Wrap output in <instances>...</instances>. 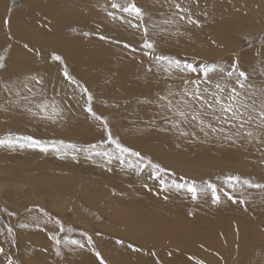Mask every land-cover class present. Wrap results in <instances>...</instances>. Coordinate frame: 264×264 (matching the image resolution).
I'll return each mask as SVG.
<instances>
[{"label":"rangeland","instance_id":"374dc122","mask_svg":"<svg viewBox=\"0 0 264 264\" xmlns=\"http://www.w3.org/2000/svg\"><path fill=\"white\" fill-rule=\"evenodd\" d=\"M104 2L107 0H0V55L7 60L6 70H0V85L7 81L11 86L25 76L39 74L44 78L45 91L31 99L36 103L54 99L64 109L55 122L33 116L26 110L25 101L16 103L15 93L9 94L0 86V136L11 132L81 146L106 139L104 129L85 113L79 90L64 79L62 66L51 61L50 53L55 50L64 57L72 76L92 92L94 110L108 119L113 135L146 157L143 171L137 174L116 160L108 164L100 157L88 159L82 153L73 160L51 149L44 153L39 149L0 147V228L11 224L15 230V243L6 239L5 231L0 234V246L20 264H98L87 246L69 251L62 245L64 256H55L48 233L59 231L54 223L59 219L65 227V232L59 233L61 237L84 239L81 233L87 232L108 264H187L193 256L194 262L199 257L205 264H264V193L249 189L244 193L247 203L233 204L221 192L224 202L212 205L210 192L198 193V199L192 200L183 190L161 189L147 164L150 159L167 169L161 174L166 182L183 178L198 185L216 183L227 190L222 181L229 174L264 182V146L247 140L234 144L224 138L231 134L228 131L212 133L205 127V135L199 122L190 117L174 126L165 121L181 118L162 107L165 101L142 103L156 100L171 89L177 95L169 99L177 104L183 87L181 74L168 75L154 66L148 71L150 60L142 51L132 52L124 49L123 43H113L121 37L139 48L140 34H133L119 20L109 21L100 7ZM215 2L221 10L219 15L212 7ZM137 3L149 13L152 23L167 30L158 38V51L189 61L196 58L224 64L236 52L244 70L251 73L256 68L252 76L255 87L264 85V66L260 63L264 59L260 55L264 51V0H201L200 9H206L209 15L201 18L199 28L183 21L165 25L163 21L171 12L167 4L156 0ZM252 8L256 11L251 12ZM149 27L150 31H159L151 29V23ZM100 34L110 39L102 41ZM212 40L216 41L214 46ZM25 43L32 51L23 47ZM166 43L172 48L165 47ZM216 79L219 77L213 76ZM34 90L39 93L38 88ZM28 106L36 111L34 105ZM193 107L199 106L194 103ZM204 118L207 124L210 117ZM129 195L135 196L137 206L130 205ZM8 212L16 215L9 217ZM45 212L53 218L46 225ZM153 218L162 221V225L155 222L159 226L172 223L177 233L147 234L146 229L154 226ZM20 223L30 226L19 228ZM68 228L74 231L68 232ZM118 239L124 244H117ZM165 241L174 242L176 247ZM128 243H135L141 251H131ZM0 264H6L2 254Z\"/></svg>","mask_w":264,"mask_h":264},{"label":"snow or ice","instance_id":"6c2138e0","mask_svg":"<svg viewBox=\"0 0 264 264\" xmlns=\"http://www.w3.org/2000/svg\"><path fill=\"white\" fill-rule=\"evenodd\" d=\"M156 2L167 4L169 9L172 10L169 18L163 21L165 25L179 24L183 21L188 25L199 28L202 25L201 18L209 15L206 9H200L201 0H156ZM100 7L109 21L115 22L119 20L123 25L133 30V34H140L139 39L141 44L139 48L135 47L131 41L117 39L113 43H123V48L126 50L130 49L132 52L142 51L144 56L150 60L151 66L148 71H151L152 66H154L157 71H163L168 75L181 74L183 87L178 93L181 99L177 104H173V101L169 99V97L177 95L171 89L167 90L166 95L158 96L156 100H144L141 101L142 103L165 101L166 103L162 107L173 111L175 115L181 118V121H165L166 123H173L174 126H177L182 121H188L190 117L192 121L199 122L201 126L200 130L205 132V135H207L205 127L212 133H225L228 131L231 134L225 135L224 138L234 144L240 140H247L248 143L256 142L264 146V85L259 89L255 87L252 82V76L256 70L253 68V72L251 73L244 70L238 53L233 52L227 64L202 61L196 58L189 61L188 59L166 55L158 51V38L167 30L156 23H152L151 16L143 7L138 6L137 0H107ZM197 9H200L199 12L196 11ZM4 23L8 24L9 20H5ZM150 23L151 29L159 28V31H150ZM84 35L87 36L90 33H84ZM99 39L106 41L110 37L100 34ZM211 43L215 45L216 41L212 40ZM23 47L28 51H32L27 43ZM260 55L264 56V51ZM50 59L62 66L61 72L64 79L79 90L80 95L84 98L82 107L85 113L93 121L98 122L99 126L104 129L106 139L102 140L99 144L81 146L75 143H66L64 140L47 141L31 135H16L9 132L0 136V147L9 149L17 147L21 149H39L44 153H47L51 149L58 156L62 158L70 156L73 160H76L78 154L82 153L88 159H93L94 156L100 157L108 164L116 160L119 165L134 169L137 174L141 173L145 166L143 162L146 160V157L139 151L125 146L118 137L113 135L108 119L103 114H98L94 110V95L89 91L88 87L72 76L64 57L53 50L50 53ZM260 63L264 66V59ZM6 68V57L5 55H0V70H6ZM193 74H195L194 78ZM213 76H218L219 79L213 80ZM0 86L9 94L15 93L17 97L16 103L25 101L24 106L26 110L33 116H43V118L55 122L57 117L64 111L54 99H44L39 103L31 99V97H35L38 94L43 95L45 91L44 78L39 74L25 76L23 80L13 82L11 86L5 81ZM34 88H38L39 93ZM210 88L212 89L211 91L209 90ZM22 92H27L28 95H22ZM74 95L75 92L73 93ZM194 103L198 104L199 107H193ZM29 104L34 105L36 111H33V108L28 106ZM0 107L3 106L0 105ZM206 115L210 117V121L207 124L204 118ZM211 121H216L221 125L227 124L230 128L226 130L224 127H217ZM181 134L188 135L186 132H182ZM262 163H264V160H262ZM147 164L151 167L150 176L159 180L161 189L165 191L175 189L177 192L183 190L185 194L191 195L192 200L198 199V193L208 194L210 192L212 205H219L224 202L220 195L221 192L223 193V197H226L227 201L233 204L247 203L248 198L245 197L244 193L249 189H258L264 193V182H257L251 178H243L240 175L232 174L225 176L222 181L227 190H225V187H219L216 183L207 182L198 185L195 180L183 178H180V181L173 178L170 182H166L165 179L161 178V174L166 173L167 169L157 163H153L150 159L147 160ZM111 170L109 168V171ZM144 187H148V185L145 184ZM238 190L239 195H235ZM164 198L167 199L168 197L165 196ZM7 215L11 217L16 215V213L8 212ZM189 215H192V213L189 212ZM44 216L46 218L44 221L45 225L53 219L47 212L44 213ZM34 222L37 228L41 227L40 222L36 218H34ZM54 223L58 226L59 231L49 232L48 239L53 242L52 248L54 249L55 256H64L62 245L69 251H75L76 248L84 249L87 246L88 250L95 255L98 264H108L101 252L97 251L93 236L87 232H82L81 236L84 239H70L66 235L61 237L59 233L65 232L64 224L59 219H56ZM29 226L28 223H20L18 225L19 228H28ZM5 231L6 239H10L11 243H15L14 226L8 224L4 228H0V234H3ZM67 231L72 232L74 229L68 228ZM95 235L99 236L100 233L97 232ZM235 235L237 238L239 237V227L235 229ZM116 243L123 245L124 241L118 239ZM126 247L133 252L138 253L141 251V247H137L135 243H128ZM47 250L44 249V251ZM0 254L5 256L6 264H20V261L9 256L2 246H0ZM149 255L156 256L157 254L149 252ZM194 259V257H189L190 261ZM156 264H159V262L157 261ZM195 264H205V261L196 259Z\"/></svg>","mask_w":264,"mask_h":264},{"label":"bare ground","instance_id":"6f19581e","mask_svg":"<svg viewBox=\"0 0 264 264\" xmlns=\"http://www.w3.org/2000/svg\"><path fill=\"white\" fill-rule=\"evenodd\" d=\"M104 1H105V0H104ZM202 2H203V1H202ZM246 2H247V1H246ZM104 3H105V2H104ZM217 4H218V3L215 2V5L212 6V7L217 6ZM248 4H249V3H248ZM209 6H210V4H209ZM156 8H158V7H156ZM159 8H160V7H159ZM159 8H158V9H159ZM165 8H166V7H165ZM237 8H238V7H237ZM158 9H157V10H158ZM227 9H228V8H227ZM167 10H168V8H167ZM214 10L216 11L217 15H219V14L221 13V10H219V9L216 8V7L214 8ZM225 10H226V9H225ZM251 10H252L251 12L256 11V9H254V8H252ZM165 11H166V10H165ZM171 11H172V10H171ZM156 12H157V11H156ZM209 12H210V11H209ZM153 13H154V12H153ZM161 13H162V11H161ZM161 13H160V14H161ZM169 13H170V12H169ZM102 14H103V13H102ZM253 14H255V13H253ZM103 15H104V14H103ZM163 15H165V14H163ZM230 15H231V14H230ZM104 17H105V16H104ZM166 17H167V16H166ZM166 17H165V18H166ZM224 17H225V16H224ZM157 18H158V17H157ZM153 19L156 20L155 16H154ZM220 19H222V18H220ZM105 20H107V19H105ZM153 22H155V21H153ZM110 24H111V23H110ZM117 24H118V23H117ZM79 25H80V24H79ZM119 26H120V25H119ZM92 28H93V27H92ZM90 29H91V28H90ZM107 29H108V28H107ZM115 29H116V28H115ZM118 29H119V28H118ZM120 29H121V28H120ZM129 29H130V28H129ZM103 30H105V29H103ZM108 30H109V29H108ZM113 30H114V29H113ZM121 30H122V29H121ZM77 31H79L78 28H77ZM111 31H112V30H111ZM106 32H108V31H106ZM78 33H79V32H78ZM114 33H115V32H114ZM129 33H130V32H129ZM129 35H130V34H129ZM120 36H121V35H120ZM79 39H80V38H79ZM119 39L123 40L124 38H121V37H120ZM125 39L127 40L128 38H125ZM82 40H83V39H82ZM115 40H116V39H115ZM111 41H112V40H111ZM80 42H81V41H80ZM78 43H79V42H78ZM162 44H163V43H162ZM79 46H81V45L79 44ZM213 46H214V45H213ZM165 47H168V48H170V49L172 48L170 43H166ZM79 50H80V49H79ZM79 50H78V51H79ZM101 52H102V51H101ZM103 52H104V50H103ZM106 56H107V55H106ZM83 57H84V56H83ZM94 58H95V57H94ZM97 59H98V58H97ZM88 62H89V61H88ZM92 62H93V61H92ZM90 63H91V62H90ZM79 65H80V64H79ZM246 67H247V66H246ZM252 67H254L253 64H252ZM247 69H249V68H247ZM249 70H250V69H249ZM255 70H256V68H255ZM95 79H96V78H95ZM15 80H16V79H15ZM91 86H92V85H91ZM25 126H26V125H25ZM36 127H37V126H36ZM25 128H26V127H25ZM28 129H30V128H28ZM38 130H39V129H38ZM30 131H31V130H30ZM37 136H38V135H37ZM143 149H144V148H143ZM76 170H77V169H76ZM134 195H135V194H134ZM136 196H138V195H136ZM133 197H135V196H130V195H129L127 199H129V200L131 201V202H130V205H131V206H133V205H134V206H137L139 202L137 203V201H136ZM137 198H138V197H137ZM137 198H136V199H137ZM140 198H141V197H140ZM140 198H139V199H140ZM142 198H143V197H142ZM117 199H121V198H115L114 200H117ZM146 199H147V198H146ZM146 199H145V200H146ZM146 201H147V200H146ZM141 205H142V204H141ZM198 205H199V204H198ZM60 206H61V205H60ZM157 208H158V207H157ZM158 209H159V208H158ZM191 209H192V208H191ZM150 210H151V209H150ZM159 210H160V209H159ZM152 212H153V211H152ZM156 212H157V211H156ZM147 213H148V212H147ZM162 213H163V212H162ZM146 215H148V214H146ZM149 215H150V214H149ZM149 215H148V216H149ZM158 215H159V214H158ZM158 215H157V217H158ZM182 215H183V214H182ZM150 216H151V215H150ZM144 217H145V216H144ZM150 218H151V217H150ZM146 219H148V218H146ZM153 220H154V226H153V227H149V228L146 229V233H147V234H148V233H152V232H154V233H159L160 236H162V235H164V233H166V234L169 233V232L177 233L176 231H174V230H176L177 228H175V227L173 226L172 223H171L172 225H171V224H170V225L167 224L168 226H164V227H163V226H159V223L162 222L161 220L158 221L157 218H153ZM195 220H196V219H195ZM146 221H148V220H146ZM155 222H159V223H155ZM147 223H148V222H147ZM160 224H161V223H160ZM162 224H163V223H162ZM162 224H161V225H162ZM185 225H186V224H185ZM188 227H189V226H188ZM190 227H192V226H190ZM181 230H182V232H183V231L186 230V229H181ZM178 231H179V230H178ZM179 232H180V231H179ZM182 232H181V233H182ZM171 234H172V233H171ZM168 235H169V234H168ZM205 235H206V234H205ZM154 236H155V235H154ZM157 236H158V235H157ZM157 236H156V238H158ZM220 237H221V236H220ZM153 238H154V237H153ZM149 239H150V238H149ZM156 242H157V241H156ZM153 243H154V241H153ZM173 243H174V242H173ZM173 243H171V242H169V241H165V244H166V245L176 247V245H174ZM154 244H155V243H154ZM163 246H164V245H163ZM216 247H217V246H216ZM185 248H186V247H185ZM180 249H181V248H180ZM171 250H172V249H171ZM184 250H186V249H184ZM184 250H183V251H184ZM191 250H192V249H191ZM196 250H197V249H196ZM183 251H182V252H183ZM214 252H215V251H214ZM167 254H168V253H167ZM167 254H166V255H167ZM180 255H181V254H180ZM176 256H177V255H176ZM198 256H199V255H198ZM211 256H212V255H211ZM177 257H178V256H177ZM193 257H194V256H193ZM178 258H179V257H178ZM196 258H197V257H196ZM202 258H203V257H202ZM186 259H188V258H186ZM186 259H185V260H186ZM198 259H199V257H198ZM183 260H184V259H183ZM148 263H150V262H148ZM163 264H166V263L163 262ZM187 264H195V262L192 260V261H188Z\"/></svg>","mask_w":264,"mask_h":264}]
</instances>
